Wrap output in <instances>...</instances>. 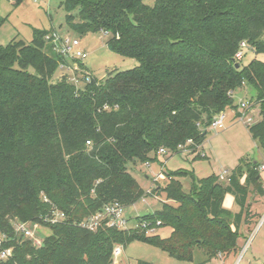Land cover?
<instances>
[{"label": "trees", "instance_id": "trees-1", "mask_svg": "<svg viewBox=\"0 0 264 264\" xmlns=\"http://www.w3.org/2000/svg\"><path fill=\"white\" fill-rule=\"evenodd\" d=\"M62 5L70 28L103 32L111 51L138 65L109 72L98 83L84 79L79 88L65 78L50 81L64 57L43 51L49 31L33 28L31 41L13 38L0 45V233L9 238L3 246H13L0 264H113L114 246L133 240L155 244L175 259L192 260L201 250L205 259L198 264L235 254L239 224L252 215L249 187L264 192L256 161L240 159L223 185L215 175L167 172L166 185L152 191L163 192L165 201L139 223L168 227L166 237L109 227L105 219L95 230L80 224L111 203L125 208L146 196L128 166L156 160L159 149L172 154L188 142L200 146L214 115L236 109L233 93L243 85L255 90L250 99L260 119L247 128L264 151V62L234 59L242 41L246 50L264 53V0ZM187 175L185 191L179 178ZM225 193L234 195L240 213L223 207ZM55 210L64 213L63 221H47ZM14 220L39 222L50 234L35 245L15 236Z\"/></svg>", "mask_w": 264, "mask_h": 264}, {"label": "rangeland", "instance_id": "rangeland-1", "mask_svg": "<svg viewBox=\"0 0 264 264\" xmlns=\"http://www.w3.org/2000/svg\"><path fill=\"white\" fill-rule=\"evenodd\" d=\"M63 1L22 0L15 5L13 0H0V18H5L0 24V45H7L13 38L23 40L26 43L31 41L33 28L49 31L51 39L53 33L59 37L69 36L78 39L82 49L86 52V57L80 61L84 68L78 65V60L75 62L64 60L62 62L64 65L59 63L50 81L56 82L65 78L67 82L79 88L85 84L82 79V75L85 73H90L98 83L109 72L128 70L138 65L136 59L123 57L111 51L106 46L108 35L103 32L78 33L70 28L65 23L66 12L62 5ZM143 2L152 6L155 0H143ZM71 13L76 19L77 10L74 9ZM47 46L45 45L43 51L53 54L54 49L49 42H47ZM252 59L264 62V53L256 54L251 50H246L242 57V63L247 64ZM29 71L34 72V69L29 67ZM74 75L78 81L71 80ZM245 96L247 98L255 97V90L249 85H246L245 89H237L233 93L234 103L237 104L241 99H245ZM255 105L259 109L258 104L255 103ZM233 112V109L224 111L225 126L223 129L207 128L206 138L200 146L190 148L188 147L190 142L187 143V146L180 148L178 153L162 152V155L157 153L156 160H152V158L138 160L128 166V170L144 189L146 196L140 198L133 205L124 208L126 229L132 232L143 231L146 235L157 233L160 237L168 236L170 232L168 227L155 228V224L140 226L139 223L145 219V214L161 208L162 202L165 201V194L163 192L159 195L152 194V191L166 185L168 181L166 174L169 171H185L198 178L215 175L218 177L219 184L223 185L227 181L229 172L239 163L240 159L264 164V151L249 134L248 125L234 120ZM259 119L258 114L253 121L256 122ZM259 171L262 183H264V170ZM179 181L185 191L190 188L189 175L180 177ZM240 181L243 183L244 179L242 178ZM167 203L175 205L174 201L168 200ZM247 203L250 205L249 209L252 215L247 224H239L237 252L227 257L219 254L204 264L264 263V201H261L259 194L253 192L252 187H249ZM223 205L233 214L241 212V206L236 203L234 195L231 193L224 194ZM30 230L34 235V239H31L32 242H37L35 245H40L43 237L50 234V229L39 222L36 227L30 225ZM204 259L202 251L198 249L194 251L192 260L175 259L168 256L159 246L141 240L130 241L125 246L117 244L114 246L112 254L113 264H138V260L152 264H198Z\"/></svg>", "mask_w": 264, "mask_h": 264}, {"label": "built area", "instance_id": "built-area-1", "mask_svg": "<svg viewBox=\"0 0 264 264\" xmlns=\"http://www.w3.org/2000/svg\"><path fill=\"white\" fill-rule=\"evenodd\" d=\"M46 40L52 45V48L55 52L62 55L64 60L66 61H83L86 57V52L80 47V41L76 38H70L69 36H57L53 33V38L51 39L49 35H47ZM246 48L245 41L240 43V49L234 55L235 60H241L243 57L244 49ZM64 65V63H60ZM68 66V65H67ZM92 75L90 73H85L82 75V79H86L87 81L91 80ZM71 80H77V77L74 75ZM236 109H234V120L240 121L244 124L250 125L254 123L253 121V113H254V105L255 103L252 100H240L237 104ZM225 111V110H224ZM221 111L214 115L208 127H211L215 130L224 128V119L225 113ZM259 114V111H258ZM190 143V142H188ZM86 145L90 146V141H86ZM162 152H166L164 149H159L158 154L162 155ZM264 168V165L261 166ZM65 218V215L61 211L55 210L52 213V216H48L47 221L51 223L61 222ZM106 220V226L113 227L116 226L118 228L126 229V219L124 218V207L118 203L114 202L107 205L102 211L95 213L94 215L85 219L80 225L89 230H95L102 222V220ZM160 222L157 221V224ZM30 225L36 227L38 222H23L14 220L12 222V229L15 236H22L29 239H34V235L30 230ZM36 240V239H35ZM9 241V238L5 233H0V262L8 260L12 256L13 246H3L4 243ZM37 243V242H35ZM34 243V244H35ZM39 244V243H38Z\"/></svg>", "mask_w": 264, "mask_h": 264}, {"label": "crops", "instance_id": "crops-1", "mask_svg": "<svg viewBox=\"0 0 264 264\" xmlns=\"http://www.w3.org/2000/svg\"><path fill=\"white\" fill-rule=\"evenodd\" d=\"M80 47H81V45H80ZM82 48V47H81ZM84 50V49H83ZM246 88V85H243L242 86V88L241 89H245ZM246 98L245 99H241V100H251L250 98H247V96H245ZM236 104V103H235ZM257 105H254L253 107H254V113H253V119L255 118V116L256 115H258V111H259V109L256 107ZM255 122V121H254ZM247 130H248V128H247ZM250 134V133H249ZM260 165H259V168H258V170H264V168H261V166L262 165H264V164H261V163H259ZM259 174H260V171H259ZM260 181H261V184H262V188H263V191H264V183H262V180H261V175H260ZM260 199H261V201H264V192H263V194H261L260 195ZM224 206V205H223ZM263 219H264V216H263ZM262 264H264V263H262Z\"/></svg>", "mask_w": 264, "mask_h": 264}, {"label": "water", "instance_id": "water-1", "mask_svg": "<svg viewBox=\"0 0 264 264\" xmlns=\"http://www.w3.org/2000/svg\"><path fill=\"white\" fill-rule=\"evenodd\" d=\"M238 66V64H236V67Z\"/></svg>", "mask_w": 264, "mask_h": 264}]
</instances>
